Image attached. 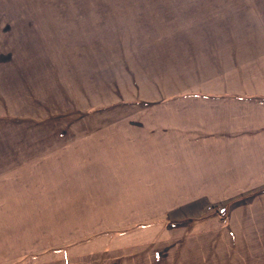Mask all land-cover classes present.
Here are the masks:
<instances>
[{
    "label": "crops",
    "instance_id": "0c3cea01",
    "mask_svg": "<svg viewBox=\"0 0 264 264\" xmlns=\"http://www.w3.org/2000/svg\"><path fill=\"white\" fill-rule=\"evenodd\" d=\"M91 12L78 17V29L98 27L97 15L107 11ZM129 17L106 21L111 31L105 27L96 41L72 30L69 13L35 5L0 23V243L72 226L77 208L63 196L102 202L150 194L152 179L159 189L173 188L178 179L259 177L264 170L262 93L195 91L178 97V107L151 106V51L135 53L139 36L117 33L131 30ZM56 113L79 121L55 122Z\"/></svg>",
    "mask_w": 264,
    "mask_h": 264
},
{
    "label": "rangeland",
    "instance_id": "374dc122",
    "mask_svg": "<svg viewBox=\"0 0 264 264\" xmlns=\"http://www.w3.org/2000/svg\"><path fill=\"white\" fill-rule=\"evenodd\" d=\"M31 5L69 13L72 30L82 31L87 41L105 33L106 21L129 14L131 30L121 27L117 33L139 36L135 53L137 47L151 51V106L178 107V97L195 91L264 96V0H0V23L13 22L9 12ZM103 9L108 18L97 15L98 27L78 29V17ZM128 38L122 42L133 44ZM79 117L56 113L55 122ZM254 174L184 178L178 187L160 189L152 179L150 194L107 195L102 202L63 196L70 199L64 205L77 208L70 211L72 226L56 227L50 235L9 236L17 241L0 243V264H264V170ZM84 197L87 203L80 201Z\"/></svg>",
    "mask_w": 264,
    "mask_h": 264
}]
</instances>
